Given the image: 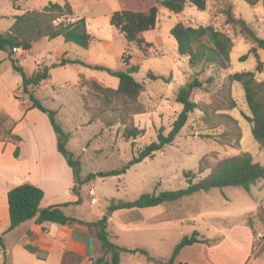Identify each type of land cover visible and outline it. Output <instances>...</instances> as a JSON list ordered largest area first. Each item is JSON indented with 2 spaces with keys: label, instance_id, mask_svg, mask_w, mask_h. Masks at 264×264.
I'll list each match as a JSON object with an SVG mask.
<instances>
[{
  "label": "rangeland",
  "instance_id": "1",
  "mask_svg": "<svg viewBox=\"0 0 264 264\" xmlns=\"http://www.w3.org/2000/svg\"><path fill=\"white\" fill-rule=\"evenodd\" d=\"M50 1L63 3L65 0H23L22 9H43ZM68 1L75 16L87 20L88 30L94 37L90 47L86 49L66 42L61 36L43 37L34 43L29 54L14 51L13 57L29 75L40 66L59 62L63 57L81 61L53 67L51 78L35 88V95L46 107L57 111V121L70 134L67 147L81 161V179L85 180L81 191L85 200L81 208L83 214L93 219L95 211L108 213L112 201L135 200L147 192L185 188L188 185L186 171H191L194 181H199L208 176L220 160L244 151L264 163V147L254 138L253 123L247 118L252 113L243 85L230 78L235 72L255 71L257 80L263 81L264 49H259L263 71H257L258 59L254 53L242 59L253 46L252 39L241 31L240 25L228 22L231 12L245 19L257 35L264 38V0L255 6L246 0H207L206 10L189 3L182 13L161 5L157 26L142 33L151 43L145 48L137 42L129 43L110 23L111 14L116 10L144 8L142 0ZM0 12L4 15L0 16V32H5L13 25L16 14L12 0H0ZM180 21L195 27L212 25L232 37L231 67L221 70L206 63L191 66L189 58L178 52L177 40L171 34L172 27ZM137 64L139 70L133 75L145 83L137 101L131 102L120 94L106 101L91 88L94 80L114 90L119 86L118 77L96 65L128 70L130 65ZM149 71L161 78L152 79ZM195 78L203 81V86L195 89L191 96L199 108L189 112L188 122L176 139L154 157L132 164L126 173L101 177L103 172L123 167L157 138L161 127L166 133L170 131L184 108L177 101V94ZM28 105L31 101L22 89L20 73L13 67L9 53L0 50V107L20 118ZM33 109L36 112L29 116L33 121L42 127L45 115L49 122L46 113ZM132 125L144 129V133L135 139L127 138L126 129ZM13 128L14 122L0 111V138L12 137ZM90 174L93 177L87 180ZM169 205L170 216L149 238L140 232H135L140 233L136 237L133 232L119 231L113 224L110 229L117 231L119 237L113 236L112 241L132 249L145 248L152 256L167 260L179 241L197 229L214 237V241H233V244L219 242L218 248L206 253V261L201 264H250L253 253L255 263L264 264V180L253 185L250 191L234 185L212 188ZM223 229L229 234L228 238L222 235ZM248 241H255L256 249ZM239 246L247 251L240 250ZM1 251L0 245V264H4ZM216 255L219 259L214 261ZM122 264L152 263L142 253L126 252L122 255Z\"/></svg>",
  "mask_w": 264,
  "mask_h": 264
},
{
  "label": "trees",
  "instance_id": "2",
  "mask_svg": "<svg viewBox=\"0 0 264 264\" xmlns=\"http://www.w3.org/2000/svg\"><path fill=\"white\" fill-rule=\"evenodd\" d=\"M12 0L15 9H20L18 2ZM255 6L260 0H246ZM144 8L133 9L123 8L111 14L110 23L119 29L129 43L137 42L145 48L151 43L142 36L144 31L154 29L159 18V5L165 6L175 13L185 11L187 4L191 3L199 10H206L207 0H142ZM228 22L238 24L241 31L253 41V46L249 53L242 56L246 59L249 54L254 53L258 59L257 71H263V62L259 55V49H264V38L257 35L255 29L243 18L235 17L231 12L228 13ZM171 34L175 37L178 44V52L182 56L189 58L191 66L199 64H212L221 70L229 69L231 63V53L234 48V41L227 33L216 29L212 25L192 26L180 21L176 23ZM63 37L66 42H72L82 48L88 49L94 38L88 30L87 20L84 17H76L72 4L65 0L63 3L50 1L43 9L28 10L15 16V20L10 29L0 32V50L7 51L13 61V67L21 75V85L25 94L28 95L31 105L26 110L38 108L49 116L50 122L57 134V146L59 152L65 157L68 164L72 167L75 176L73 191L80 193V189L85 180L81 179L82 164L79 159L74 157L73 152L67 147L70 134L59 124L56 115L57 111L46 107L42 101L36 97L35 88L44 81L51 78V69L58 65L68 63H79L80 60H72L63 57L59 62L40 66L36 71L29 75L24 66L18 59L13 57L15 48L31 50L35 42L43 37L54 39ZM97 68L105 70L119 78L117 89L103 87L98 81H91V88L96 95H101L106 101H111L116 94L123 95L131 102L138 100L141 92L145 89V83L138 81L133 73L139 70V65H130L128 70H113L103 65H96ZM148 75L152 79L161 78L149 71ZM232 81H238L243 85L246 101L252 115L247 118L253 123L252 132L254 138L264 147V80L258 81L255 71L235 72L230 75ZM203 81L195 78L183 86L178 94L177 101L184 105L172 124L169 132L161 127L157 138L142 148L137 155L125 163L123 167L111 169L101 173V177L120 176L134 163H139L148 157H154L157 151L162 150L166 145L171 144L189 119V112L199 108L197 102L191 96L195 89L201 88ZM230 116V115H229ZM226 115V117H229ZM234 120V119H233ZM144 133L135 125L126 129L127 138H137ZM20 139V136H15ZM191 171H186L188 185L178 190H165L157 192H147L140 195L135 200L112 201L110 209L115 211L121 208L149 207L156 206L165 202H173L184 197L191 196L200 191H209L212 188H223L226 186H243L250 191L252 186L264 180V163L256 161L253 155L244 151L237 155L228 156L215 164L211 172L205 178L194 181ZM93 177L88 175L87 180ZM44 197V190L32 183H23L10 189L8 194L10 225L8 229L0 233V245L5 248V234L22 223L34 219L42 224L50 221L58 224H81L92 231L101 245V254L92 264H121L122 254L142 253L147 256L152 264H175L178 254L184 246L195 243H210L212 239L206 238L199 230L195 229L192 234L185 235L175 246L170 258H157L150 254L145 248L132 249L127 246L116 244L112 241L109 226V216L104 215L96 221H85L77 217L68 215L63 206L52 205L46 208L41 207ZM79 199L76 203L79 204ZM6 264V263H4Z\"/></svg>",
  "mask_w": 264,
  "mask_h": 264
},
{
  "label": "crops",
  "instance_id": "3",
  "mask_svg": "<svg viewBox=\"0 0 264 264\" xmlns=\"http://www.w3.org/2000/svg\"><path fill=\"white\" fill-rule=\"evenodd\" d=\"M22 1L18 2L20 9H15L14 20L16 15L26 12L22 9ZM0 16L4 15L0 12ZM27 52L29 54L31 50ZM0 111L7 114L14 122L12 130L14 137L0 138V233L5 232L10 225L9 191L23 183H32L44 190V197L41 201L42 208L70 203L63 206L68 215L85 221L101 219L105 215L104 211H95L93 219L81 212V208L85 204L81 192L82 187L79 194L73 191L74 172L58 150L57 134L50 120L48 122V119L43 115V126L41 127L38 122L29 117L30 114L36 112L35 109L23 111L22 118L5 112L1 107ZM16 135L20 136V139H16ZM79 199L81 202L77 204ZM170 203L165 202L143 208H121L113 211L108 226L111 239L113 236H118L117 231L114 232L110 229L113 224L119 231L133 232V236L136 237L141 233L144 237L149 238L154 231L163 226L162 222L170 216ZM262 229H264L263 223ZM201 233L212 241L184 246L178 254L175 264H201V261H206V253L213 248H218L219 242L233 244V241H214V237ZM221 233L224 238H228L229 234L224 229L221 230ZM262 234L264 235L263 231ZM4 241L5 248L1 252L6 264H65L66 262L69 264H92L101 254L100 242L90 228L81 224L63 225L50 221L39 224L34 218L6 232ZM248 242L252 244L253 249H256L255 241ZM239 249L247 251L241 246ZM254 254H251L252 262L250 264H256V259H253ZM218 259L219 256L216 255L214 261ZM225 259L228 260V258Z\"/></svg>",
  "mask_w": 264,
  "mask_h": 264
},
{
  "label": "built area",
  "instance_id": "4",
  "mask_svg": "<svg viewBox=\"0 0 264 264\" xmlns=\"http://www.w3.org/2000/svg\"><path fill=\"white\" fill-rule=\"evenodd\" d=\"M14 51H19V52L26 51L27 52V50H23L22 48H15ZM90 193L93 195L95 194L93 189H90ZM262 247H264V235L263 234H262Z\"/></svg>",
  "mask_w": 264,
  "mask_h": 264
},
{
  "label": "water",
  "instance_id": "5",
  "mask_svg": "<svg viewBox=\"0 0 264 264\" xmlns=\"http://www.w3.org/2000/svg\"><path fill=\"white\" fill-rule=\"evenodd\" d=\"M112 213H113V211L112 210H110L108 213H106L105 215H107V216H111L112 215Z\"/></svg>",
  "mask_w": 264,
  "mask_h": 264
}]
</instances>
